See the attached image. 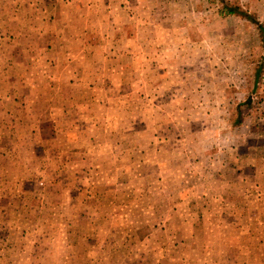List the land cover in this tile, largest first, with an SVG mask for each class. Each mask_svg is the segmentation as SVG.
Masks as SVG:
<instances>
[{"label":"rangeland","instance_id":"374dc122","mask_svg":"<svg viewBox=\"0 0 264 264\" xmlns=\"http://www.w3.org/2000/svg\"><path fill=\"white\" fill-rule=\"evenodd\" d=\"M229 7L264 25V0H0L28 99L0 115V264H264V42ZM61 16L66 56L12 53Z\"/></svg>","mask_w":264,"mask_h":264},{"label":"crops","instance_id":"0c3cea01","mask_svg":"<svg viewBox=\"0 0 264 264\" xmlns=\"http://www.w3.org/2000/svg\"><path fill=\"white\" fill-rule=\"evenodd\" d=\"M61 18H62V16L56 17L52 22H49V21L44 22V24L46 25V28H43V27L39 28V27H36L35 25H31V26H29V28H27L25 26V24L21 23V29L17 31L16 37H15V39H20V40L17 43L14 42L11 45V48L13 50L12 53L14 55H18L19 57L20 56L26 57L27 54L28 55H34L35 54L34 51L36 50V46L33 45L32 47H29L30 46L29 45L27 48V40L33 38V39H46L50 47H51V42L54 43V47L61 50L57 54L66 56V54L64 53L66 41H64V38L66 37L67 27L65 25H64V27L62 26V23L60 22ZM88 21H89V19H87L83 22H84V24H87ZM86 27L87 26H83L84 29ZM82 33L85 36L86 33L83 30V31H79L78 34L75 35V37L83 38ZM72 34H73V32H72ZM4 36H5V34H4ZM52 47H53V45H52ZM0 54L5 56L2 58V61L5 60L7 54H3V51L1 49H0ZM12 57H13V55H12ZM7 58H10V57L7 56ZM52 85L57 86V83H55V81H54V83ZM16 97H18L17 99H22L23 102L27 103V100H28L27 97H24L23 95H20V96L14 95L13 96L7 87H4V85L1 86V88H0V115L2 116V118L10 116L9 112L4 110V108L7 105L6 103L10 102L11 100H13L14 102H17ZM25 107L28 108L27 105ZM2 126L4 127L5 125L3 124Z\"/></svg>","mask_w":264,"mask_h":264},{"label":"trees","instance_id":"16d2710c","mask_svg":"<svg viewBox=\"0 0 264 264\" xmlns=\"http://www.w3.org/2000/svg\"><path fill=\"white\" fill-rule=\"evenodd\" d=\"M229 10L230 12H240L241 14H243L244 16H246L248 19H250L251 21L255 22L261 33H262V36H263V42H264V25L261 24L259 21H257L252 15H250L249 13H243V11H241V9L239 7H229Z\"/></svg>","mask_w":264,"mask_h":264}]
</instances>
